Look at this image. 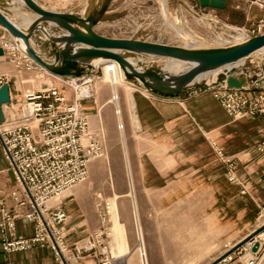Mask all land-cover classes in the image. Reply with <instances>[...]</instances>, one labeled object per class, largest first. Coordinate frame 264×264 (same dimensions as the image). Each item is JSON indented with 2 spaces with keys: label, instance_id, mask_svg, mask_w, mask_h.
<instances>
[{
  "label": "rangeland",
  "instance_id": "374dc122",
  "mask_svg": "<svg viewBox=\"0 0 264 264\" xmlns=\"http://www.w3.org/2000/svg\"><path fill=\"white\" fill-rule=\"evenodd\" d=\"M38 1L49 10L80 15L86 12L88 6V0ZM237 1L235 5L239 6L236 9L211 16L200 9L198 0H113L112 4L119 5L118 11L110 19L106 14L104 23L99 24L96 29L104 35H123L170 45L218 46L237 40L239 35L236 36L238 33L233 32V28L251 33L258 24L264 25V8L251 1ZM6 3H3L4 6L11 8L10 15L18 23L24 24L26 18L34 17V13L23 4ZM190 7L197 16L192 14ZM208 22L211 24L208 25ZM262 31L264 33V26ZM131 56L138 58L133 54ZM149 59L162 66H167L168 63L167 59ZM245 61L252 63V71L262 74L264 50L254 53ZM0 65L1 68L5 67L1 71L10 74L12 82L14 74L20 76L22 82V78H26L25 74L31 73L30 78H26L29 80L26 91L60 82L48 75L38 78L32 72H17L7 59ZM108 65L111 67L115 63H108L103 68ZM170 65L168 66L172 69L174 65ZM102 76L103 74L98 75L95 83V104L97 100L99 102L95 113L98 118L102 115L103 119L109 117L113 121L111 127L108 122L103 121L102 124L99 121L97 133L103 136L105 155L91 162V167H96L91 169L89 178L68 190L63 197L76 192L81 199L71 206L67 229L73 219L77 223H83L81 230H84V234L75 241H68L69 245L78 243L89 248L96 242L95 232L104 231V234L100 237L101 245L97 243L99 246L96 251L85 252L74 264H84V261L93 259L97 261L104 245L110 246L116 264L126 257L120 247V225L114 219L116 210L127 247L131 251L126 264H142V260L144 264L145 261L146 264H206L212 261V264L237 244L227 241L226 233L228 224L236 221L240 202L227 201L224 197V193L229 190L224 183L221 161L199 128L194 130L184 126L178 138L171 137L159 144L157 139L147 138L137 129L132 118L129 95L136 86L126 78L117 85L122 118L126 121L124 130L122 127L119 129L115 113L118 107L110 102L113 97L112 86L110 82L101 79ZM206 96L209 101L215 100L214 94ZM92 100L94 99L85 100L83 106L92 107ZM202 111L200 109V114L205 120ZM230 118L235 122L242 120ZM121 132L124 133L125 143ZM218 142L220 143L219 140ZM201 163H210L206 170L212 169L211 175L214 178H198L199 173L193 168ZM177 176L180 177L176 178ZM195 177L197 181L192 179ZM244 197L246 225L243 239L264 225V218L259 219L260 209L257 204L247 196ZM115 203L116 210L110 211L109 208L106 222H102L101 215L104 210L107 212L106 206H114ZM63 205L66 208L65 202ZM139 231L143 247L139 245ZM231 264L243 262L235 258Z\"/></svg>",
  "mask_w": 264,
  "mask_h": 264
},
{
  "label": "built area",
  "instance_id": "2783aa9c",
  "mask_svg": "<svg viewBox=\"0 0 264 264\" xmlns=\"http://www.w3.org/2000/svg\"><path fill=\"white\" fill-rule=\"evenodd\" d=\"M251 2L264 8V0ZM263 26L258 24L246 35L262 34ZM0 48L17 72H32L38 78L48 75L61 82L29 89L19 100L12 102L11 99L3 106L0 142L9 169L24 190L25 199L20 200L17 192H13L18 205L12 209L0 194V232L14 233L16 220L24 218L34 224V234L30 237L6 234L2 250L9 254L44 248L52 251L61 264H74L85 252L96 251L104 234V231L95 232L96 242L89 248L78 243L69 245L67 225L71 216L60 201L68 190L89 178L91 162L105 155L103 136L91 130L89 113L83 106L87 99L96 100V76H53L29 57L6 31L0 34ZM11 80L10 74L0 71V88L9 84L11 92ZM213 94L235 120H264V90L223 88L214 90ZM208 141L225 168L227 180L242 185L238 175L239 160L227 154L216 138L209 137ZM254 149L264 156V136ZM109 208L106 206L107 212L102 213V222H106ZM259 209V219H262L264 205ZM257 242L259 246L254 251ZM263 250L264 230L215 264H231L235 258L243 264H263ZM97 258L95 264H116L109 245H104Z\"/></svg>",
  "mask_w": 264,
  "mask_h": 264
},
{
  "label": "water",
  "instance_id": "95a60500",
  "mask_svg": "<svg viewBox=\"0 0 264 264\" xmlns=\"http://www.w3.org/2000/svg\"><path fill=\"white\" fill-rule=\"evenodd\" d=\"M10 1L28 7L34 13L32 21L28 24L15 21L2 7V3ZM112 2L88 0L86 12L80 15L49 10L38 0H0V34L4 30L8 32L29 57L60 78L100 76L103 64L114 61L128 82L166 98L187 99L223 88L264 90V63L261 74L252 71V63L245 61L264 49V33L218 46L170 45L111 37L97 32L96 27L105 18ZM198 4L201 8H226V0H198ZM132 54L138 58L134 59ZM3 55L4 50L0 48V56ZM144 57L167 59L168 63L162 66L145 61ZM170 64L181 66L182 70H172ZM10 101V85L5 84L0 88V120L4 119L3 106ZM263 230L264 225L220 258L231 254ZM258 246L257 242L253 250L256 251Z\"/></svg>",
  "mask_w": 264,
  "mask_h": 264
},
{
  "label": "crops",
  "instance_id": "0c3cea01",
  "mask_svg": "<svg viewBox=\"0 0 264 264\" xmlns=\"http://www.w3.org/2000/svg\"><path fill=\"white\" fill-rule=\"evenodd\" d=\"M237 2V0H226V8L224 10L214 8L200 9L208 12L209 15L211 14V16L214 14L217 15L228 13L229 11L236 9V7L239 6L235 5ZM6 4L13 5L16 4V2L14 3L13 1H10V3L7 2ZM4 5L5 4L2 3V7L6 11L11 13V8H7ZM118 8L119 5H114V3L110 6L107 12V16H109V19L113 17L112 14L118 11ZM103 23L104 19L100 24ZM4 32L5 30L2 31V33ZM108 36L129 38V36L123 35ZM149 58L150 57H144V60L154 63ZM4 60H6V58L4 56H0V63L4 62ZM1 66L2 65H0V71L4 70L5 68H1ZM30 75L31 73H26L25 77L30 78ZM26 78H22L21 82L20 76L14 74L11 88L12 102L19 100L24 94V90L26 91V87H28L26 85L29 82V80H26ZM131 84L135 85L133 83ZM135 86V88H132L135 113L140 125V130L147 138L157 139V144H159V142H161L162 140L166 141L171 137L173 139L175 137L178 138L182 132V127L184 126H189L190 128L192 127L194 130H196V128H199L202 130V134L205 135V139L208 144L209 141L207 140V137L218 139L226 153L229 155H234L239 160L238 175L243 183L242 185L230 183L227 180L225 176L224 166H222V174L225 181L224 183L227 187L226 189L229 190V192L226 191V193H224V197L227 201L231 200L238 203L240 202V205L237 207L236 221L234 223L228 224L227 226V241L232 243H238L239 241H241L243 239L242 235L244 234L243 230L245 229L246 225L244 196H247L250 201L255 202L258 208L264 205V156L256 152L254 149L255 144L264 136V120L262 118H249L235 122L230 118L227 111L216 99L213 101H209L206 95L210 93L213 94L212 91L198 94L187 99L166 98L152 93L150 94L144 88L137 85ZM92 102V107H84L85 110L89 113L91 130L95 133L98 132L99 121H101L102 124L103 121L108 122V125L110 127L113 126L111 125L113 122L111 118L107 117L103 119L102 115H100V118H98V114H96L95 112L98 111L97 109L99 107V102L98 100L96 101V104L94 100H92ZM119 106L121 108L120 104ZM200 109H203L202 112H204L203 115L205 117V120H203L202 114H200ZM115 113L118 119V128L120 129L122 127V129L124 130L126 121H124L122 118V108L121 114L118 113V111L116 112V110ZM119 115H121L120 120ZM209 165L210 163H201L198 165V167L193 168L196 172L199 173L197 174L198 178H214V176L211 175L212 169H208V171H210L209 174L206 170ZM91 166L92 165L90 164L89 172L91 171V169L96 167L95 165H93V167ZM178 177L180 176H177L176 178ZM192 179L197 181V177ZM244 189L245 192H243ZM0 192L1 197L6 198L9 207H11L12 209H16V206L18 205L17 201L12 196L13 192H17L20 200L25 199V193L22 186L16 182L12 172L9 169V163L3 153L1 142ZM61 201L65 202L66 209L70 214L71 206L73 205V203H79L81 199L76 192H71L63 197ZM1 218L2 215L0 213V220ZM82 224L83 223H77L76 221H73V219L72 221H70L67 234L68 241H75L76 239L83 236L84 230H81ZM6 234L8 236L30 237L34 234V224L24 218H20L16 220V230L14 233H9L8 231H6L5 233L0 232V264H59L58 258L49 249L37 248L27 252H16L9 254L4 253L2 250V241ZM210 249L211 248L209 247V250ZM220 257H218L217 259H219ZM95 261L96 260L93 259L92 261H84L83 263L91 264L92 262L95 263ZM211 262L212 261H209L208 263L206 262V264H210ZM149 264L151 263L149 262Z\"/></svg>",
  "mask_w": 264,
  "mask_h": 264
},
{
  "label": "bare ground",
  "instance_id": "6f19581e",
  "mask_svg": "<svg viewBox=\"0 0 264 264\" xmlns=\"http://www.w3.org/2000/svg\"><path fill=\"white\" fill-rule=\"evenodd\" d=\"M189 10H191V12H192V14H194L195 16H197L195 13H194V9L193 8H189ZM32 21V19L30 18H26V22H25V24H28V23H30ZM212 21V20H211ZM211 23L210 22H208V25H210ZM234 29V31L233 32H237L238 34L236 35V36H238L237 37V39H241L242 37H244V36H247L246 35V33L244 32V30L243 29H241V28H233ZM193 38V37H192ZM190 40V39H189ZM264 50V49H263ZM262 50V51H263ZM113 63H115V65H113V66H106V67H104L103 68V66H105L106 64H108V63H111V62H108V63H105V64H103V66H102V70H103V76L101 77V79H103L104 81H106V82H110L111 83V86H112V91H113V97H112V99H111V101L110 102H113V103H115L116 105H117V107H118V113H121L120 112V106H119V97H118V94H117V85L119 84V83H122L123 81H124V79H125V76H124V74H123V71L121 70V68H120V66L116 63V62H114V61H112ZM173 65V64H172ZM175 69H178V70H182V68H181V66H177V65H175L174 64V67L172 68V70H175ZM177 70V71H178ZM96 78H97V76H96ZM129 104H130V109H131V112H132V118H133V120H134V122H135V124H136V127H137V129L139 130L140 129V125H139V122H138V119H137V116H136V113H135V104H134V101H133V96H132V93L130 92V95H129ZM120 118V117H119ZM121 135H122V137H123V143H125V136H124V133L123 132H121ZM127 157V156H126ZM110 211H112L113 209L114 210H116V203L114 204V206L112 205V206H110ZM112 215V214H111ZM115 218V223L117 224V225H120V226H118V229H120L119 230V233L121 234V240H122V244H121V246H120V244H119V246L120 247H122V249H123V253H124V259L123 260H121L120 261V263L119 264H126V261H127V259H128V257H130V254H131V251L129 250V248L127 247V243H126V237H125V235H124V230H123V226H122V224L119 222V220H118V215H117V210L115 211V216H114ZM137 220H139V219H137ZM137 222V221H136ZM139 222V221H138ZM139 224V223H138ZM116 225V226H117ZM117 228V227H116ZM116 230V229H115ZM118 234V233H117ZM139 237H140V242H139V245L140 246H142L143 247V243H142V234H141V232L139 231ZM120 237H119V239H120ZM120 242V241H119ZM141 247V248H142ZM118 248V247H117ZM121 249V250H122ZM144 249V248H143ZM118 250H119V248H118ZM144 251V250H143ZM142 251V252H143ZM143 255V254H142ZM145 264H146V261H145Z\"/></svg>",
  "mask_w": 264,
  "mask_h": 264
}]
</instances>
